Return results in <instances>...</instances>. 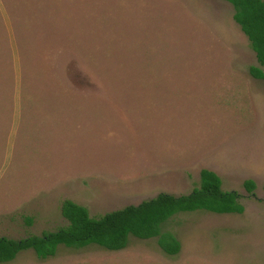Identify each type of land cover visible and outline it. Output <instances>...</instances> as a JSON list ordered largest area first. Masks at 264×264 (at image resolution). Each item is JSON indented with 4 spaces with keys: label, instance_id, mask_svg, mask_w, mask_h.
Here are the masks:
<instances>
[{
    "label": "rangeland",
    "instance_id": "1",
    "mask_svg": "<svg viewBox=\"0 0 264 264\" xmlns=\"http://www.w3.org/2000/svg\"><path fill=\"white\" fill-rule=\"evenodd\" d=\"M234 14L223 0H0V236L67 225L65 200L101 216L189 194L204 169L246 208L172 218L174 258L131 238L9 264H264V82Z\"/></svg>",
    "mask_w": 264,
    "mask_h": 264
},
{
    "label": "trees",
    "instance_id": "2",
    "mask_svg": "<svg viewBox=\"0 0 264 264\" xmlns=\"http://www.w3.org/2000/svg\"><path fill=\"white\" fill-rule=\"evenodd\" d=\"M234 9V20L250 42L257 64L249 67L252 78L264 82V0H223ZM244 188L257 199V184L247 180ZM242 195L223 188L222 178L214 171H201L200 184L189 194L161 193L139 205L127 206L101 216L72 200H65L61 213L67 225L42 235L15 240L0 236V264L14 262L24 252L33 251L40 260L55 257L60 248L82 250L96 246L110 252L129 247L131 238L157 239L162 252L174 258L182 251L175 234L164 225L180 214L205 212L217 215H243ZM30 224L32 221L30 220Z\"/></svg>",
    "mask_w": 264,
    "mask_h": 264
}]
</instances>
